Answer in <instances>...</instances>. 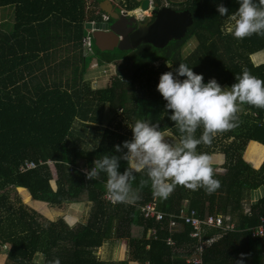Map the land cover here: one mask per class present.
I'll return each instance as SVG.
<instances>
[{
    "label": "trees",
    "instance_id": "trees-1",
    "mask_svg": "<svg viewBox=\"0 0 264 264\" xmlns=\"http://www.w3.org/2000/svg\"><path fill=\"white\" fill-rule=\"evenodd\" d=\"M102 1L0 0V8L12 10V21L0 25V250L9 245L3 264H50L54 258L60 264H187L195 243L191 227L177 218L179 229L170 234L166 228L168 215L178 216L184 206L199 218L229 216L233 224L231 232L204 249L202 264H235L239 253L246 254L245 264H264V108L240 103L236 127L217 132L211 144L197 145L198 152L221 159L212 163L219 187L210 193L177 184L162 200L153 195L150 181L140 184L148 180L146 174L135 173L131 188L138 199L113 204L105 199V173L85 180L80 172L103 155L119 157L114 145L131 138L129 126L138 119L156 123L179 142L181 133L168 118L171 110L156 90L159 75L178 63L202 73L204 82L215 78L222 87L244 69L264 81V62L255 65L250 58L264 52V35L236 39L227 30L231 22L226 15L236 10L238 0H222L225 16L216 11L221 0H168L172 10L191 15L182 39L163 48L142 44L129 53H112L96 49L92 38L90 51L83 43L85 26L101 22ZM140 2L119 0L118 9L130 12ZM155 2L160 6V0ZM185 48L189 51L183 54ZM93 59L98 66L115 67L104 90L111 97L83 82ZM106 110L113 120L103 126ZM75 121L99 128L93 148L80 146ZM202 131L198 127L195 136ZM26 161L36 167L22 172ZM48 161L55 171L54 189ZM119 165L121 172L128 167L124 160ZM259 189L262 196L250 203V193ZM16 190L41 202L33 203L40 209L88 203V218L72 227L62 219L48 220L23 204ZM149 203L164 215L162 221L143 216L141 207ZM259 226L263 236L251 237L250 229ZM151 229L155 238L148 236ZM216 232L208 230L203 239ZM168 237L174 246L166 244ZM112 238L125 240L126 260L102 261L95 255ZM38 255L41 261L34 262Z\"/></svg>",
    "mask_w": 264,
    "mask_h": 264
},
{
    "label": "clouds",
    "instance_id": "clouds-1",
    "mask_svg": "<svg viewBox=\"0 0 264 264\" xmlns=\"http://www.w3.org/2000/svg\"><path fill=\"white\" fill-rule=\"evenodd\" d=\"M216 11L225 16L228 9L222 0ZM231 22L230 34L243 39L252 34L264 35V0H238V7L226 15ZM170 67V66H169ZM181 77H183L181 79ZM156 90L165 101V109L171 112L168 118L181 133L179 142H169L156 123L136 120L131 128V139L114 145L115 155H103L93 160V166L83 170L85 178L95 180L101 172L106 174V197L113 204L132 203L138 195L131 188L135 173L146 174L153 195L166 199L177 185L196 190L203 187L212 192L219 187L213 176L212 157L197 151V145L211 144L217 132L237 126L236 113L240 103L264 108V81L251 75L247 69L235 77L230 86H221L215 78L203 80L202 73H195L185 63L159 75ZM203 128L199 137L198 127ZM119 160L127 162L122 172ZM245 253H239L235 264H245ZM50 264H60L54 258Z\"/></svg>",
    "mask_w": 264,
    "mask_h": 264
},
{
    "label": "rangeland",
    "instance_id": "rangeland-1",
    "mask_svg": "<svg viewBox=\"0 0 264 264\" xmlns=\"http://www.w3.org/2000/svg\"><path fill=\"white\" fill-rule=\"evenodd\" d=\"M112 5H114V10L119 11L117 8L119 7V0H108ZM142 1V0H139ZM176 2H182L185 0H172ZM150 5L153 4V0H150ZM160 7H170V2L168 0H160ZM117 7V8H116ZM10 7L7 8H0V25L1 24H6L12 21V10L9 9ZM136 12V16L139 18L142 15H148L149 11H143L139 12V8L135 9L134 13ZM133 11L130 12V14H134ZM124 14V13H122ZM111 23V22H110ZM231 24H229L227 30L230 31ZM86 29V28H85ZM193 43L189 42L187 45L188 49H192ZM187 49V51H189ZM90 51L91 48H90ZM186 48L183 50V54L187 53ZM112 52V51H108ZM114 53V51L112 52ZM117 52H115L116 54ZM90 52L88 50H85V56H88ZM122 54V53H121ZM124 55V54H123ZM253 57H255L253 59ZM251 61L257 65L259 63L264 62V52H260L258 54H254L251 57ZM261 60V62H260ZM156 68L159 67V63H155ZM115 74V67L112 64L108 65H96L95 59H93L90 63V66L88 67L84 77H83V82H85L87 85L90 86V88L94 89L99 95H109L111 97V94L108 93L106 94L104 90L106 87L107 80ZM239 106V105H238ZM112 114L108 113L107 110L105 111L104 117L102 118L103 122L102 125L106 126L112 118ZM120 117H116L114 119V123L118 122ZM91 123H84L81 124L79 121H75L73 129L76 132V135L78 136L79 139V144L82 148L84 149H91L93 148L99 139V128L91 126ZM164 139L168 140L169 142H177V139L171 135L170 132H164ZM131 138H127L125 140H130ZM124 140V141H125ZM126 149L121 148L120 152H124ZM212 163L221 161V159L216 155H212ZM48 166L51 171V176L52 180L50 182L51 187L54 189V180L56 178L55 176V171L53 168V165L51 162L48 163ZM18 196L21 199V202L28 206L29 208L34 209L37 211L41 216L48 220H57V219H62L68 226L72 227L75 224H80V223H85L87 218H88V212L90 208V204L84 203V204H64L59 208H51L48 205H43L44 209L38 208L36 205L33 206V203H38L40 204L41 202L34 201L30 197H28V193L26 191H21V190H16ZM251 199L250 203H254L257 199H259L262 196V191L261 189L251 192ZM26 197L29 198V202H24V199ZM184 204V203H183ZM9 249V245H4L2 246L0 250V264H3L5 261V256H6V251ZM4 253V254H2ZM95 255L99 258V260L102 261H123L128 258L127 256V249H126V242L124 239H114L105 242L99 249L96 250ZM41 258L40 256L35 257L34 262H40Z\"/></svg>",
    "mask_w": 264,
    "mask_h": 264
},
{
    "label": "water",
    "instance_id": "water-1",
    "mask_svg": "<svg viewBox=\"0 0 264 264\" xmlns=\"http://www.w3.org/2000/svg\"><path fill=\"white\" fill-rule=\"evenodd\" d=\"M153 7H157L153 0ZM101 12L107 14L112 21L110 24H96L93 33V43L99 51H127L135 49L140 43L150 44L155 48H163L171 40H180L185 36L187 29L192 25V18L188 11H174L168 7H161L153 10V20L147 26H138L137 30L132 33V45L123 46L122 39L127 36L126 33L120 31L119 26L125 29L131 27L136 20L126 18L125 14H117L112 11V4L108 0H104L99 4ZM149 10V0H142L139 5V12ZM89 24L85 28H89ZM106 31H100V30ZM129 37V36H128Z\"/></svg>",
    "mask_w": 264,
    "mask_h": 264
},
{
    "label": "built area",
    "instance_id": "built-area-1",
    "mask_svg": "<svg viewBox=\"0 0 264 264\" xmlns=\"http://www.w3.org/2000/svg\"><path fill=\"white\" fill-rule=\"evenodd\" d=\"M124 11V10H123ZM123 13V12H122ZM109 22V16L107 14L101 15V22L99 25H105ZM89 28L86 30V35L83 39V43L85 47L88 49L90 48L91 40L94 31L96 29L94 26L96 25L95 22H89ZM100 30V29H99ZM100 31H106V30H100ZM49 161L47 162V164ZM36 165L33 162L26 161L24 164L19 168L20 171L24 172L27 170L34 169ZM87 170V169H83ZM80 172L83 174L85 180H89L85 178L84 171L80 169ZM105 199L109 201V199L105 195ZM141 213L145 218H154L155 221H162L164 215L158 211L155 210V204L149 203L141 207ZM180 219L183 221L184 224H188L192 231L190 232L189 236L191 239L195 240V243L193 245V255L190 256L186 263L187 264H202V258L201 255L205 248L211 246L214 242H216L218 239H220L223 235H225L227 232H231L233 230V224L230 222L229 216H204L203 218H199L195 211L188 210L185 206L182 210H180L178 216L175 215H168L167 220V231L172 234L175 232L179 227L181 226V223L177 222L176 219ZM217 230L216 233L208 237L207 239H203V236L205 233H207L208 230ZM251 237H262L263 236V228L262 226H259L255 229H250ZM148 236L155 238V230L151 229L148 231ZM166 244L169 246H174L173 241L168 237L166 239Z\"/></svg>",
    "mask_w": 264,
    "mask_h": 264
},
{
    "label": "flooded vegetation",
    "instance_id": "flooded-vegetation-1",
    "mask_svg": "<svg viewBox=\"0 0 264 264\" xmlns=\"http://www.w3.org/2000/svg\"><path fill=\"white\" fill-rule=\"evenodd\" d=\"M150 1V0H149ZM114 5H112V11H114V12H116L117 14H122V12L125 14V16H126V18H133L134 20H136L134 23H132L131 24V27H129V28H127V29H125L124 27H122V26H119V28H120V31H122V32H124V33H128L127 34V36H125V38H123L122 39V45L123 46H127V45H132L133 43V41H132V39L130 38V36L132 35V33L134 32V31H136L137 30V28H138V26H147V25H149L150 23H151V21L153 20V17H154V14L152 13L153 12V10H157V9H159V8H161L160 6H158L157 5V7H153L152 5H150V2H149V14L148 15H142L141 17H137L136 16V12L134 13V11L135 10H133V13L134 14H130V12H126V11H123V10H119L117 7V9L119 10V11H115L114 10ZM108 24H110L109 22H107ZM129 36V37H128ZM143 43H140V45H142ZM139 45V46H140ZM138 47V46H137ZM136 47V48H137ZM133 50V49H132ZM126 52H131V50H127Z\"/></svg>",
    "mask_w": 264,
    "mask_h": 264
},
{
    "label": "crops",
    "instance_id": "crops-1",
    "mask_svg": "<svg viewBox=\"0 0 264 264\" xmlns=\"http://www.w3.org/2000/svg\"><path fill=\"white\" fill-rule=\"evenodd\" d=\"M260 62H261V60H260ZM82 204H84V203H82ZM88 204V203H87Z\"/></svg>",
    "mask_w": 264,
    "mask_h": 264
}]
</instances>
